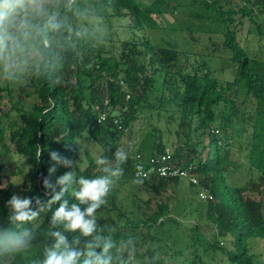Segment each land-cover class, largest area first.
<instances>
[{
    "label": "trees",
    "instance_id": "1",
    "mask_svg": "<svg viewBox=\"0 0 264 264\" xmlns=\"http://www.w3.org/2000/svg\"><path fill=\"white\" fill-rule=\"evenodd\" d=\"M179 1L98 0L105 20L117 17L125 21L127 16L132 19V23H120L128 35L118 48L120 53H115L114 44L107 47L105 37L104 44L85 48L82 58L66 65L62 72L32 80L33 91L27 94L35 96L33 106L27 108L21 101L12 105L20 118V123H13L18 127L19 152L31 166L20 196L49 199L43 179L47 177L54 183L68 171H75L77 178L100 175L95 157L83 147L84 139L101 145V154L109 160L114 159L118 147L128 151L124 177L136 180L134 155L146 144L142 140L139 149L133 151L132 146H122V139L140 114L147 111L155 76L161 74L164 89L158 108L170 111V120L178 123L177 133L184 137L175 148L171 163L192 162L197 166L199 182L190 183L192 194L198 195L197 201L190 195L183 205L159 202L157 209H140L134 215L119 209L113 200L111 207L98 210V214L107 210L98 224L116 229L117 244L134 238L142 264H264V0H240L238 8L233 6V0H191L183 14L190 16L192 22L188 26H172L194 30L197 25L204 32H220L228 54L222 68L233 71L227 80L215 75L213 58L202 57L194 70H188L178 64L180 50L176 42L168 40L160 45L145 35L149 28L159 27L156 17L165 9L179 11ZM246 24L247 33L257 36L263 44L239 38L238 33ZM108 30H114L112 25ZM105 76L107 97L96 86V81ZM5 115L10 116V110ZM236 134L246 139L241 143L247 150L246 181L236 176L242 170L231 150L230 139ZM82 147L88 157L86 166L82 164ZM166 149V141L159 137L152 141L148 153ZM53 151L74 161L73 168L57 167L56 173L49 176L48 170L54 166L50 158ZM141 180L139 184H152L159 192L167 182L179 184L181 178ZM250 188L257 191L259 198L246 194ZM205 190L208 196L201 198ZM12 196L7 189L0 193V229L11 227L7 201ZM63 199L69 206L76 202L69 193ZM61 202L53 205L52 212ZM186 203L191 205V212L185 216L196 215L198 220L189 225V232L179 241L177 231L186 222L172 215V211L179 212ZM52 212L43 215L42 229L47 228ZM204 222L211 223L212 228L209 230ZM65 235L71 241L79 233ZM44 240L41 235V243ZM53 242L49 237L46 244L50 247ZM178 242L180 247L175 249ZM186 250L190 255H185ZM16 264L28 261L18 258Z\"/></svg>",
    "mask_w": 264,
    "mask_h": 264
},
{
    "label": "clouds",
    "instance_id": "2",
    "mask_svg": "<svg viewBox=\"0 0 264 264\" xmlns=\"http://www.w3.org/2000/svg\"><path fill=\"white\" fill-rule=\"evenodd\" d=\"M106 34L98 0H0V84H27L62 72L82 58L85 48L104 44ZM113 157L95 156L101 174L93 178H77L75 171L65 172L54 183L44 178L47 200L13 195L7 201L11 227L0 229V264H16L18 258L28 264H142L134 238L117 244L116 229L98 224V210L108 205L110 191L124 176L129 152L118 147ZM50 158L54 166L49 176L57 167L73 168L74 161L58 152H51ZM136 170L133 182L141 183L143 165L137 164ZM66 193L76 200L70 206L63 199ZM57 202L61 203L52 212ZM49 212L48 226L42 229L43 215ZM65 233L79 235L69 241ZM49 237L54 240L50 247Z\"/></svg>",
    "mask_w": 264,
    "mask_h": 264
},
{
    "label": "rangeland",
    "instance_id": "3",
    "mask_svg": "<svg viewBox=\"0 0 264 264\" xmlns=\"http://www.w3.org/2000/svg\"><path fill=\"white\" fill-rule=\"evenodd\" d=\"M148 1L151 2L152 0ZM190 1L191 0H180L179 2L182 6L179 11L173 13L170 10L165 9L161 15H157L156 19L159 23V27L149 28L146 30L145 35L151 36V38L160 45H163L164 42L168 40L176 42L180 50L178 64L186 67L188 70H194L201 58L206 56L207 59L209 57L213 58L211 63L215 75L223 80L232 78V69L227 67L224 69L222 68L226 65V60L228 61V54L224 51V38L220 32H204L200 29L198 30L197 25L194 26V30L188 28L174 29L172 27L179 23L183 26H188L192 22L190 16L183 14L187 9V3ZM232 4L235 8H238L242 3L240 0H233ZM125 21L119 20L117 17H113L111 20H105L107 26V47L111 48L112 44H114V51L116 54L120 53V49L118 48L121 47V42L128 36L124 27H122L120 23H132V19L127 16ZM110 25H112L114 30H108ZM248 28L249 24H246L242 30L239 31V38L242 41H253L255 45L263 44L262 41L258 40L257 36L249 35L247 33ZM115 30H117V33L114 32ZM111 38L113 41L110 40ZM140 61H143V58H140ZM155 78L156 80L153 85L152 93L149 96V100L146 102L148 105L147 111L140 114V116L134 121L132 129L129 130L128 134L122 139V146L125 145V148L128 145L132 146L131 149H133V151L139 149L142 140H144V143L146 144V148H142V151L145 153L149 152V146L152 141L154 139L158 141L159 137L166 141L167 147L171 148L173 151H175V148L179 146L182 140H184L183 135L180 136L177 133L178 123L170 120V111L166 109L159 110L158 108V105L160 104L159 97L162 94V89H164V77L161 74H157ZM96 86L102 90L106 97L108 96L106 76L101 80L96 81ZM0 87L2 88L0 91V193L7 189L8 193L10 192L12 195L20 196L28 179L31 166L26 156L19 152L16 134L18 127L13 126V123H20V118L18 115L19 112L12 109V105L15 102L21 101V105L31 108L35 102V96H28L27 93L33 91V84L32 81H30L27 84H0ZM138 91H140L139 87ZM8 110H10V116L7 117L5 113ZM1 129H3V131H1ZM230 140L232 141L231 150L233 159L242 165V170L237 172L236 176L242 177L246 181L248 179V168H246L247 150L245 149V145H241L242 142H246V139L245 137L240 138L236 134L234 138ZM83 145H87V147H85L86 152L93 157L103 152V147L97 144L94 140L87 141L84 139ZM87 153L84 151L82 152V157L84 159L82 164L84 166L88 164V157H86ZM133 181L134 180L123 176L110 191L107 198V206L111 207L112 201L114 200L119 209L121 208L123 211L127 210L129 211V214L132 212V214L138 215L140 209H157L159 202H168L170 205L175 206L177 204L181 205L182 202L185 203V201L190 198V195L193 200L198 196L197 194H192L193 189L190 186L191 181L188 179L181 178L179 184L172 181L167 182L159 192L155 190L152 184L144 185L134 183ZM246 194L259 198V194L254 188H250V191ZM207 196L208 192L206 190L200 195L201 198H206ZM196 201L197 200L194 202ZM178 211L182 212L179 213L176 209L172 211V215L180 220H185L186 222L184 225H181L177 231L178 238H180L179 241H181V238L189 232V225L196 223L198 219L196 218V215H193L192 217L185 216L191 212V205L188 203L184 204V207H179ZM106 212V209H102L98 215H104ZM203 224L209 230L212 228L211 223L207 224L204 222ZM214 227L216 228V226ZM175 235L176 234H173L172 236L174 237ZM167 241L170 242V240ZM180 244L181 243L178 242L174 248H179ZM185 255H190L188 250L185 251ZM210 263L214 264L212 262Z\"/></svg>",
    "mask_w": 264,
    "mask_h": 264
},
{
    "label": "built area",
    "instance_id": "4",
    "mask_svg": "<svg viewBox=\"0 0 264 264\" xmlns=\"http://www.w3.org/2000/svg\"><path fill=\"white\" fill-rule=\"evenodd\" d=\"M174 152L175 151H173L169 147H167L166 151L164 152H153L150 154L142 151H137V153H135L134 155L135 177L137 178L136 165L142 164L144 173V175L141 177L142 179L179 177L182 179H188L189 181L194 183L199 182V172L197 171V166L194 163H171Z\"/></svg>",
    "mask_w": 264,
    "mask_h": 264
}]
</instances>
